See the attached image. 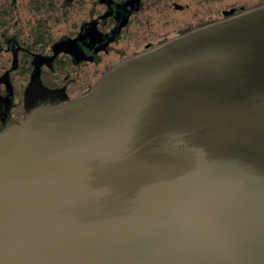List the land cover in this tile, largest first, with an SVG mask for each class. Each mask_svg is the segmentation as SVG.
Masks as SVG:
<instances>
[{"label":"water","instance_id":"95a60500","mask_svg":"<svg viewBox=\"0 0 264 264\" xmlns=\"http://www.w3.org/2000/svg\"><path fill=\"white\" fill-rule=\"evenodd\" d=\"M0 264H264V4L1 131Z\"/></svg>","mask_w":264,"mask_h":264},{"label":"flooded vegetation","instance_id":"af4514ba","mask_svg":"<svg viewBox=\"0 0 264 264\" xmlns=\"http://www.w3.org/2000/svg\"><path fill=\"white\" fill-rule=\"evenodd\" d=\"M264 0H0V132L117 62Z\"/></svg>","mask_w":264,"mask_h":264}]
</instances>
